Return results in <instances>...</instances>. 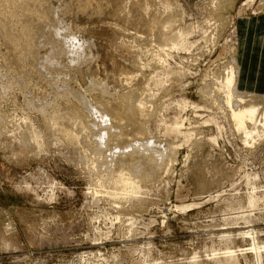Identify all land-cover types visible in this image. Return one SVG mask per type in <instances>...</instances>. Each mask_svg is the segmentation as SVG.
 Wrapping results in <instances>:
<instances>
[{
	"label": "rangeland",
	"instance_id": "1",
	"mask_svg": "<svg viewBox=\"0 0 264 264\" xmlns=\"http://www.w3.org/2000/svg\"><path fill=\"white\" fill-rule=\"evenodd\" d=\"M262 15L0 0V264H264V91L238 59Z\"/></svg>",
	"mask_w": 264,
	"mask_h": 264
},
{
	"label": "crops",
	"instance_id": "2",
	"mask_svg": "<svg viewBox=\"0 0 264 264\" xmlns=\"http://www.w3.org/2000/svg\"><path fill=\"white\" fill-rule=\"evenodd\" d=\"M261 17L264 18V15ZM247 23L248 27H250L252 24V19L249 18ZM247 39L248 38L246 37L243 44L240 45L238 53V59L242 65L240 83L247 91H264V77L262 79H258L254 78L253 76L254 73L256 76H258L259 71L257 70L264 68V37L261 39V43H258L257 45L254 44L255 42L252 44L247 42ZM256 50L260 51L261 54L257 55L255 52ZM260 84H262V86H260Z\"/></svg>",
	"mask_w": 264,
	"mask_h": 264
},
{
	"label": "bare ground",
	"instance_id": "3",
	"mask_svg": "<svg viewBox=\"0 0 264 264\" xmlns=\"http://www.w3.org/2000/svg\"><path fill=\"white\" fill-rule=\"evenodd\" d=\"M18 1V0H17ZM19 2H20V0H19ZM32 2H34V1H32ZM11 3V2H10ZM15 3V2H14ZM37 3V2H36ZM30 4V3H29ZM20 7H21V5H19ZM18 6V7H19ZM36 6H37V4H36ZM27 7V6H26ZM38 7V6H37ZM17 8V7H16ZM3 10H4V8H3ZM42 10V9H41ZM18 11V10H17ZM39 12H40V10H39ZM18 13V12H17ZM8 14V13H7ZM17 16V15H16ZM24 21V20H23ZM2 22V21H1ZM6 22V21H5ZM19 22V21H18ZM22 23V22H21ZM6 25H7V22L5 23ZM30 27V26H29ZM3 30V29H2ZM18 30V29H17ZM54 30V29H53ZM20 31H22L23 32V29L22 30H20ZM11 32H12V30H11ZM17 32V31H16ZM22 32H21V34H22ZM36 32V31H35ZM23 34H24V32H23ZM26 34V33H25ZM37 34V33H36ZM27 36V35H26ZM18 37V36H17ZM29 37V36H28ZM11 38H13V36L11 37ZM31 38V37H30ZM29 39V38H28ZM8 41V40H7ZM33 42V41H32ZM32 44V43H31ZM10 45V44H9ZM21 48V47H20ZM25 48V47H24ZM14 49H15V47H14ZM24 50V49H23ZM17 51V50H16ZM24 52V51H23ZM22 52V53H23ZM29 52V51H28ZM34 57V56H33ZM22 80V79H21ZM62 94V93H61ZM74 95V94H73ZM80 97V96H79ZM83 99V98H82ZM81 100V99H80ZM84 100H82V102H83ZM84 103V102H83ZM86 106V105H85ZM91 107V106H90ZM255 114H256V108L254 109V108H249V109H245V110H235L234 112H233V116H234V118L236 119V121H237V123H238V125L240 126V127H244L245 125H246V121L247 120H251V119H253L254 118V116H255ZM108 132V131H107ZM106 132V133H107ZM137 148V147H136ZM142 148V147H141ZM138 149V148H137ZM143 149V148H142ZM149 151V150H148ZM155 151V150H154ZM152 153V152H151ZM155 153V152H154ZM154 155V154H153ZM138 165V164H137ZM139 165H141V164H139ZM135 166V165H134ZM136 168V167H135ZM133 169H134V167H133ZM138 169V168H137ZM139 170H140V168H139ZM136 172V171H135ZM123 182V181H122ZM133 182V181H132ZM131 182V183H132ZM127 184V183H126ZM128 184H129V182H128ZM123 186V185H122ZM127 188V187H126Z\"/></svg>",
	"mask_w": 264,
	"mask_h": 264
}]
</instances>
